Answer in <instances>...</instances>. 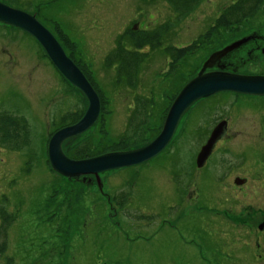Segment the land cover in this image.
Instances as JSON below:
<instances>
[{"label":"rangeland","instance_id":"rangeland-1","mask_svg":"<svg viewBox=\"0 0 264 264\" xmlns=\"http://www.w3.org/2000/svg\"><path fill=\"white\" fill-rule=\"evenodd\" d=\"M4 1L37 16L69 51L73 47L67 44L68 34L82 56L79 67L95 88L101 111L84 135L64 141L71 151L84 143L94 149L118 151L112 148L123 135L138 98L152 100L146 112L144 106L135 118L146 136L144 143L151 141L160 131L161 114L168 111L182 83L214 51L236 40L247 37L208 70L264 74V2L257 16L246 23L245 32L213 52L202 50L173 68L164 48L184 47L208 35L218 14L236 0H203L182 18L162 0ZM168 20L172 27L157 48L149 44L138 48L146 57L134 87L118 82L116 67L103 62L116 37L130 23L146 30ZM124 46L134 50L128 41ZM260 100L264 96L215 93L195 101L190 106L193 110L183 113L169 145L152 159L99 173V184L92 175L62 177L49 166L47 143L61 125L83 113L87 100L63 79L32 36L1 22L0 108L17 109L29 130L24 137L27 141L21 148L15 147L0 123V210L10 220L5 232L9 243L4 245L0 264L32 260L31 264H257L260 256L264 261V249L247 246L233 223L222 216L210 217V210L196 206L186 212V227L180 225L181 239L164 221L168 216L164 207L175 206L177 200L169 195L163 203L162 197L171 186L165 158L192 155L190 142L203 137L206 126L216 122L219 114L231 116V126H237L232 130L241 128V132L229 134L231 143L241 149L253 146L251 125L256 115L237 112L234 104ZM178 213L173 208L169 215Z\"/></svg>","mask_w":264,"mask_h":264},{"label":"water","instance_id":"water-1","mask_svg":"<svg viewBox=\"0 0 264 264\" xmlns=\"http://www.w3.org/2000/svg\"><path fill=\"white\" fill-rule=\"evenodd\" d=\"M14 26L32 36L42 47L46 57L54 68L69 84L78 89L87 100L83 116L72 125L63 126L54 131L47 143V157L50 168L66 178H78L92 175L99 182L98 174L108 170L139 165L152 159L170 142L174 129L183 112L195 101L205 99L218 92H233L244 95H264V75L241 74L225 71L223 68L208 70L221 60L225 54L231 52L246 39L236 40L225 45L222 49L214 51L203 65L183 84L181 90L175 95L164 117L161 131L147 144L129 150L107 151L94 157L85 159H72L65 155L62 143L73 136H78L92 127L100 114V99L98 94L85 77L82 70L76 66L71 57L67 56L62 45L55 36L45 27L35 15L9 6L0 1V23ZM224 123L219 122L213 127L206 143L201 147L196 157L197 164H201L212 147L221 136ZM264 226V222L261 224Z\"/></svg>","mask_w":264,"mask_h":264},{"label":"flooded vegetation","instance_id":"flooded-vegetation-1","mask_svg":"<svg viewBox=\"0 0 264 264\" xmlns=\"http://www.w3.org/2000/svg\"><path fill=\"white\" fill-rule=\"evenodd\" d=\"M234 107H237V112L256 115L252 118L254 122L251 125L254 131L252 133L254 145L241 149L238 145L235 146L234 142L231 143L229 134L241 132V128L232 130L237 126H231V116L221 113L216 122L206 126L207 131L203 137L198 136V140L190 142L193 145L192 155L165 158L164 170L169 176L171 186L162 194L163 203L165 196L169 195L177 201L175 206L169 203L164 207V215H168L164 221L169 222L170 230L180 235L182 239L180 225L186 227L187 210L192 206L207 209L210 210V217L222 216L230 224L233 223L243 238H246L244 242L251 249L263 250L264 226L261 224L264 222V100L250 101L247 104L238 103L234 104ZM219 122L224 123L221 136L199 165L196 162L199 150ZM186 123L187 119L184 121V124ZM173 208L179 212L176 217L169 215ZM2 212L4 210H0V234L7 233L10 227V223L3 219ZM158 216L159 214L154 215ZM175 223L176 225H173ZM244 226H247V229L243 228ZM8 243V239H5V244ZM2 253H5L4 246ZM259 259L257 264H264L261 256Z\"/></svg>","mask_w":264,"mask_h":264},{"label":"trees","instance_id":"trees-1","mask_svg":"<svg viewBox=\"0 0 264 264\" xmlns=\"http://www.w3.org/2000/svg\"><path fill=\"white\" fill-rule=\"evenodd\" d=\"M1 1L10 6H14L13 4L5 2L4 0ZM162 1H165L170 5V7H172L177 18H182L189 14L190 11L196 8L197 5H199L203 0ZM263 2L264 0H236L234 1V3L224 7L223 10L218 14V17L210 27L211 29L208 35L202 36V38L199 39H194L191 44L184 47L177 48L173 45H169L164 48L166 57L168 56L171 58V66L173 68H178L179 63L184 62L188 58H192V56L196 55L202 50L213 52L214 49H216L219 45H222L226 41L232 40L235 36L245 32L249 28V25H247L246 23L251 22L252 19L257 16L260 6L263 4ZM40 22L44 24L42 20H40ZM171 27V20H168L167 22L158 24L154 28L146 30H141L136 27L134 28V25L130 23L129 26H127L122 31L123 33L119 34L116 37L113 47L104 54V64L107 66H115V75L117 76V81L123 83L127 87L133 88L135 85V81H137V73H139L140 66L145 61L146 57L145 54L138 52V48H141L147 44H149L150 46H154V49L157 48L158 45L162 42L160 41L161 38L168 33ZM67 37V44L73 48H70L69 51L65 48L63 49H65L64 51H66V55L70 56L77 67H79L78 62L80 59L82 60V56L79 52H77V46L75 45V42L70 38L68 34H66V38ZM124 41H128V43L132 46V48H134V50L126 49V47L124 46ZM74 55H76L77 58H75ZM79 68L81 69V67ZM187 81L183 82L182 86ZM182 86L180 88H182ZM151 102L152 100L148 101L142 98L135 99V106L132 113L128 117L126 129L123 132V135L118 137V141L115 143V147H113L112 149L129 150L132 148H139L140 146L145 144L144 142H146V136L143 135L141 130H139L140 120L139 118H135L139 117V113L144 110V106L146 107L144 110L145 113L147 110V106L151 104ZM0 109V123L1 125L5 126L4 132L10 135L11 142L15 147L21 148V145H23L27 141L24 137L29 130L25 116L22 114H18L17 109L12 110L11 107ZM83 113L77 114L73 117L72 122L61 125V127L72 125V123L76 122L83 116ZM165 114L166 113H162L159 118L160 120L158 123L160 128L163 124ZM133 133L134 135H131ZM81 135H78L76 137H80ZM11 146L12 145H10V147ZM107 148L108 147H102L100 149H97L96 147L94 149L90 146V144L84 143L83 146L80 145L79 147H76L71 151L66 149L65 142L62 143L63 152L65 153V155L72 159H85L86 157H94L102 153H107V151H109V149ZM2 215L3 219L10 223V220L4 215V212H2ZM5 239V232H3V234H0V255L3 251Z\"/></svg>","mask_w":264,"mask_h":264}]
</instances>
